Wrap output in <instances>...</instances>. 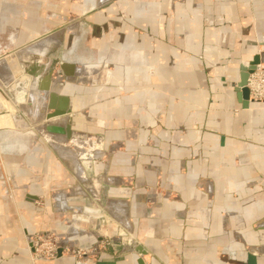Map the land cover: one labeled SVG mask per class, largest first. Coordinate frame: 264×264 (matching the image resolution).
<instances>
[{"label": "crops", "instance_id": "1", "mask_svg": "<svg viewBox=\"0 0 264 264\" xmlns=\"http://www.w3.org/2000/svg\"><path fill=\"white\" fill-rule=\"evenodd\" d=\"M78 1L0 0V54L70 21L62 60L82 72L58 94L71 99L74 130L92 133L104 151L83 173L104 174L112 215V203L124 205L113 217L130 246L88 264H264V109L239 88L242 68L264 50V0H188L174 10L170 0ZM73 24L77 33L67 31ZM42 153H7L11 174L23 156L44 158L36 177L24 165L17 177L30 188L16 194L25 233L0 187V264H30L27 233L65 231L69 209L54 210L49 193L78 182ZM104 219L101 234L116 233Z\"/></svg>", "mask_w": 264, "mask_h": 264}, {"label": "rangeland", "instance_id": "2", "mask_svg": "<svg viewBox=\"0 0 264 264\" xmlns=\"http://www.w3.org/2000/svg\"><path fill=\"white\" fill-rule=\"evenodd\" d=\"M75 2H79L78 0H73ZM188 0H170V5L172 10L176 8L178 4H186ZM70 21L66 22V28L68 26V23ZM64 28H61L60 30H50L40 36L39 38H36L32 43L39 42L40 40L46 39L48 36L52 37L55 34L58 33L61 34L62 30ZM17 33V32H16ZM62 34H65L63 32ZM60 35L58 38V41H61V37L63 35ZM51 35V36H50ZM48 37V38H49ZM59 42L51 40L50 43H48L47 50L44 53L46 57L52 58L53 62L51 64V69L55 71V73L60 69L59 63L62 60V54L66 51L63 46H59ZM25 47V46H24ZM24 47L21 48H15L12 52L6 53L7 51H4L0 54V59L12 57V55H15L14 52L17 53V51H22ZM261 47L264 48V42L261 43ZM260 53H264V50H260ZM11 55V56H9ZM22 77V76H21ZM20 77V78H21ZM19 78V80H20ZM39 79H35L30 83L29 86L32 87V85L37 84ZM68 79H65L63 81V84L66 83ZM88 82V81H87ZM86 79L81 80V84L84 86L90 84L87 83ZM62 83V82H61ZM59 84V86L61 85ZM20 84V85H19ZM19 85V86H18ZM18 86V87H17ZM21 91L19 93L18 97H15L12 91H6V99L9 102H13L15 109L17 111V114L12 116L10 113L2 114L0 116V187L2 194L12 202L15 208V212L17 214V217L19 219L20 227L22 230H26L25 226L22 224L21 215H20V209H18V203L16 202V194L18 191L23 190L26 193L30 192V188L26 186H21L17 183V177L24 174L23 171H21L22 165L26 166V168H30V175L32 178L36 177L38 173L36 170L37 162H39L40 159H43L42 155H30L31 157L23 156L22 161L17 165L16 172L14 174H11L9 171V168L7 167L8 163V155L7 153L11 154V151L13 149H17V147L21 148L23 146L25 150H38L40 149L43 151V155L46 154L47 158L48 156H51V158H54L57 162H59L66 170L69 171L70 175L76 178V181L78 182L74 186H70L67 188H62L59 190H51L49 193V197L53 206L54 210H57L58 212H61L60 210H67L64 213L66 215H70L68 219L65 220V231L62 233H57L54 231H42L37 230L30 233H27L26 235V241H27V249L29 254V260L30 264H38L39 262H50L54 261L50 257V247L55 243V241H64V240H70L72 242L69 245V248L65 249V260H71L74 263L79 264L80 261H84V263L88 264L90 261H97L100 260L103 256L107 255L110 250L115 253L116 256H124L130 252L129 247L127 248V240L129 239L128 236H121L119 234L120 230H123L125 233H127L124 229H122L121 224L116 222L110 211H108V196L106 193V185L104 184V174L99 175H92L91 177L88 176V178L81 179L78 177L76 172L73 170V168L70 165L69 162L65 161V159H62V157L54 150V148L44 140L37 130V126L40 125L38 122H33L30 115L26 112V105L31 104L32 102L29 100L30 97V89L23 90V85L18 81L15 85H13V88H16ZM5 89L0 84V90ZM21 104V106H19ZM25 107L26 109L22 108ZM33 108V107H32ZM34 109V108H33ZM87 111L83 110L82 116H87ZM72 116L75 115V120L77 119V114L73 112L72 110ZM63 117V116H62ZM62 117L53 118L51 120H45L46 122H56L57 120L61 119ZM75 120L73 122V127L75 126ZM18 121V122H17ZM17 123V124H16ZM26 124L25 126H23ZM36 128V129H35ZM16 129V130H15ZM74 130V128H73ZM80 136L78 138L77 148L78 149H85L87 151L86 157H81L79 161L82 162L80 166H82V170H86L94 162H100L105 157L104 151L99 146V142L95 140V136L92 135V133L87 132L86 130H74ZM14 133V134H12ZM2 137H5L2 139ZM81 139V140H80ZM86 142L85 146H81V142ZM14 142V143H13ZM99 143V144H98ZM120 144V143H119ZM119 144L118 142H112L110 144V150L111 154L116 153L119 151ZM67 148L71 149H77L76 144L72 142H67L65 144ZM69 146V147H68ZM19 152V151H18ZM22 152V151H21ZM20 152V153H21ZM23 159L26 160L23 161ZM30 160L28 163L27 160ZM86 159V160H85ZM83 161H86L83 163ZM89 161V162H87ZM71 168V169H70ZM27 170V169H26ZM22 172V173H21ZM85 184H89L88 186ZM96 185V186H95ZM203 186H201L202 188ZM205 190H207V187H203ZM66 191V192H61ZM57 193V194H56ZM211 194V193H210ZM209 194V195H210ZM163 195V194H162ZM164 196V195H163ZM73 198L81 200L82 204L72 205L69 202H67V199ZM157 194H153V196L150 197V199L147 197L145 202L146 204H153V201L156 200ZM155 198V199H154ZM37 207L42 208V203H35ZM60 209V210H59ZM108 211V212H107ZM96 213V216L95 214ZM108 215L109 218L113 221V224L119 225L118 230L116 233L111 235H105L101 234L102 230L105 228V219L104 217ZM89 219V221L93 217H97V219H94L95 222L92 224V226L85 227L83 222H85L82 218ZM88 221V223H89ZM124 228V227H123ZM25 233V231H24ZM73 233L72 235H70ZM128 235V233H127ZM30 237L33 242L35 243L36 247L35 250L30 251V246H32L33 242L32 240H29ZM69 242V241H68ZM29 246V247H28ZM50 259H49V258ZM60 259L58 257L55 260Z\"/></svg>", "mask_w": 264, "mask_h": 264}, {"label": "bare ground", "instance_id": "3", "mask_svg": "<svg viewBox=\"0 0 264 264\" xmlns=\"http://www.w3.org/2000/svg\"><path fill=\"white\" fill-rule=\"evenodd\" d=\"M77 30H78L77 29V25H75V24L71 25L67 29V31L74 32V33L75 32L77 33ZM61 34L58 33L57 35L55 34L52 37L48 36L49 38L48 37L46 39L43 38V40H40L39 42H35V43H33V44L29 45V46L24 47V49L22 51L26 55L28 54L25 59L28 60L30 54H38L39 56L42 57V55H44V53L47 50L48 43H50L51 40L59 42L58 38H59V36ZM260 50L258 51V53L256 55L261 56L262 61H261L260 64L263 65L264 64V53L261 54ZM17 52H19V51H17ZM14 53L16 54V52H14ZM9 56H11V55H9ZM62 61L68 62L70 64H74L76 66V64L73 63V62L66 61V60H62ZM81 67H82V63L77 65V67H76L78 74L80 72H82ZM21 76H22L21 67L19 66L18 62L15 59H13V57H8L7 56V58H4L0 62V84L1 85H4V83H6L8 81L17 80ZM73 77L65 78L63 76H60L58 73H55V75L53 76L52 92L58 93V91L60 89L59 87L61 85H62V87H64L63 86L64 85L63 81L65 79H70V78H73ZM60 83H61V85L59 86ZM29 89H30L29 100L32 103L26 105L27 109L25 107H23V105H22V108L26 109V112L30 115V117H31L33 122H37V123L39 122L40 123V125L37 126V130H38L37 133H39L41 135V137L44 140H46V142H48V144H50L54 148V150L62 157V159H65V161L70 163L69 166H71L73 168V170L76 172V174L78 175L79 178L84 179L85 178V176H84L85 172L83 173L84 170H82L83 168H82V166H80V164H82V162H80L79 160L82 159L81 157H83V158L86 157L87 151L85 149H78L77 148V146H79V145H77V143H78V138L80 136H78V134L76 132H74L73 136L70 139H67L66 136L59 135V134H51V133L47 132V130H46L48 125H56V126H63V127L66 126V124L69 122V120L73 116L71 114H69V115L63 116L61 119L57 120L56 122L55 121L54 122L53 121L52 122H46L45 121L47 119L46 116L50 113V111L48 109L50 93L39 91L38 90V83L32 85V87H30ZM19 106H21V104H19ZM70 107H71V105H70ZM71 110H72V107H71ZM12 134H14V133H12ZM67 142H72V143L76 144L75 148H77V149L73 150L69 146H68L69 148H67L65 146V144ZM80 145L83 147V146L86 145V142L82 141ZM84 162H86V161H83V163ZM87 162H89V161H87ZM110 207L114 210V214H116L115 213L116 210H118V212L120 214L124 213L123 211L125 210L123 204L121 205V204H118V203H112L110 205ZM120 216H118V217L120 218ZM123 219H126V218H123ZM28 238H29V240H32L30 237H28ZM68 241H70V240H68ZM60 258H63V257L60 256ZM79 264H84V263H79Z\"/></svg>", "mask_w": 264, "mask_h": 264}, {"label": "water", "instance_id": "4", "mask_svg": "<svg viewBox=\"0 0 264 264\" xmlns=\"http://www.w3.org/2000/svg\"><path fill=\"white\" fill-rule=\"evenodd\" d=\"M23 51L17 52L15 55H12L13 59H15L19 66L21 67V73L22 77L17 80H12L4 83L5 89L0 90V115L10 113L12 116L17 114V111L15 109V106L13 102H9L6 99L5 92L6 91H12L15 97L19 96V91L17 87L13 88V85L20 83L23 85V90H27L30 83L34 80V78L39 79L38 80V90L43 92L50 93L49 95V103H48V109L50 113L46 116L47 120H51L56 117H62L65 115L72 114L71 110V100L66 95H61L56 92H52V83H53V76L55 74V71L51 69V64L53 60L51 58H47L45 56H39L38 54H30L28 60H26V56ZM4 59V58H3ZM0 59V62L3 60ZM261 56L257 55L253 59V61L246 67L242 68L239 88L245 89L247 86L249 75L256 69L257 65L260 63ZM59 70L57 73L60 76H63L65 78L67 77H73L75 75L76 66L74 64H70L65 61H61L59 63ZM4 81V80H3ZM65 85V83H64ZM63 85V86H64ZM75 120V116H73L69 122L66 124V126H56V125H48L46 130L47 132L51 134H59L66 136L67 139H70L73 136L74 130H73V122ZM89 185V184H85ZM119 234L121 236H127V234L120 230ZM138 252L140 253L141 250L138 249ZM143 254V253H141ZM61 256V251L59 252V257ZM139 264H145L143 260L139 261Z\"/></svg>", "mask_w": 264, "mask_h": 264}, {"label": "built area", "instance_id": "5", "mask_svg": "<svg viewBox=\"0 0 264 264\" xmlns=\"http://www.w3.org/2000/svg\"><path fill=\"white\" fill-rule=\"evenodd\" d=\"M262 59L260 60L261 63ZM258 64L256 69L249 75L247 86L245 89L248 93L249 102L256 103L262 105L264 109V64ZM71 233L70 235H72ZM33 240L31 241V243ZM72 242H68L67 240L55 241V243L50 247V257L52 260H55L59 257V252L61 251V257L65 256V249L69 248V245ZM35 243L33 242L32 246H30V251L35 250ZM49 258V257H48ZM50 259V258H49ZM79 263H84V261H80ZM86 264V263H85Z\"/></svg>", "mask_w": 264, "mask_h": 264}]
</instances>
